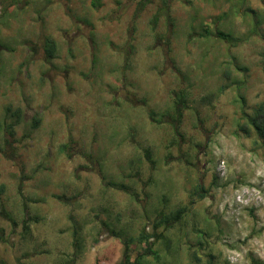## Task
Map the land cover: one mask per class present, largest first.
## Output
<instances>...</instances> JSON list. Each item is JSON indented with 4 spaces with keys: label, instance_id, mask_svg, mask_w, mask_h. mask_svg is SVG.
I'll return each instance as SVG.
<instances>
[{
    "label": "rangeland",
    "instance_id": "obj_1",
    "mask_svg": "<svg viewBox=\"0 0 264 264\" xmlns=\"http://www.w3.org/2000/svg\"><path fill=\"white\" fill-rule=\"evenodd\" d=\"M263 101L264 0H0V259L264 264Z\"/></svg>",
    "mask_w": 264,
    "mask_h": 264
},
{
    "label": "trees",
    "instance_id": "obj_2",
    "mask_svg": "<svg viewBox=\"0 0 264 264\" xmlns=\"http://www.w3.org/2000/svg\"><path fill=\"white\" fill-rule=\"evenodd\" d=\"M47 46H48V50L50 54L52 55L55 49V42L53 40H48ZM183 96H184L183 94L178 95V100L176 101L178 117L181 116L180 106L183 105V102H184ZM10 110L11 109L9 108L8 111ZM12 112H13V115H16L19 120L21 112L19 110H16L15 112L12 111ZM241 129L247 134L250 133L251 129H254L256 133L258 134L259 139H262L264 141V101L258 104L253 109L251 114L247 115V122L246 124L241 126ZM150 154L148 153L146 157L149 159L151 163H154V159L151 157ZM200 188L201 190L197 191V194L199 195V197L202 198L206 196V193L205 191H203L204 189L202 186H200ZM0 212L3 213L5 211L0 209ZM185 212H186L185 207H181L171 214H165L164 212H162L160 213L157 220L154 221L152 232H147L146 228H143L142 231L139 233V235L136 237L137 239L135 237H130L128 239H125L124 240L125 248H124V254H123V259L121 261V264H144L143 259H144L145 254L154 253L152 249V244L155 241V239H163L165 242H167L166 235L164 234V232L159 233L158 231L159 228L162 226H165V228L167 229L173 227L176 221H181ZM5 214L7 215V218L10 216L7 212H5ZM24 230L25 232H29L30 230V225L27 223V219L24 220ZM76 231H74V246L77 250L80 246L81 240L79 239L78 233ZM135 239L136 241H138L140 246L143 247L142 248L143 253L139 254L136 258H133L132 257L133 251H132L131 244L135 241ZM151 240H154V241H151ZM76 254L77 253L73 255L72 259L66 260L65 264H74L73 261H75ZM156 257H158V255H156ZM0 264H5V262L0 259ZM209 264H211V261L209 262Z\"/></svg>",
    "mask_w": 264,
    "mask_h": 264
},
{
    "label": "built area",
    "instance_id": "obj_3",
    "mask_svg": "<svg viewBox=\"0 0 264 264\" xmlns=\"http://www.w3.org/2000/svg\"><path fill=\"white\" fill-rule=\"evenodd\" d=\"M253 188V187H252ZM251 188V189H252ZM249 187H247L245 190H242L241 189V193H239V194H236V200L238 201V202H240V203H243V202H245V197L247 196V195H249L251 198L252 197H254V195H255V193L253 194V192H249ZM258 198V197H257ZM247 203H249V201L247 202Z\"/></svg>",
    "mask_w": 264,
    "mask_h": 264
}]
</instances>
